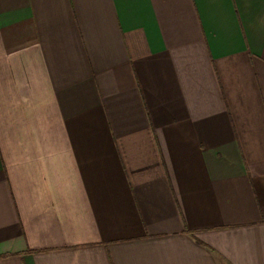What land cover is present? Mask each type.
Masks as SVG:
<instances>
[{"label":"crops","instance_id":"obj_1","mask_svg":"<svg viewBox=\"0 0 264 264\" xmlns=\"http://www.w3.org/2000/svg\"><path fill=\"white\" fill-rule=\"evenodd\" d=\"M0 264H264V0H0Z\"/></svg>","mask_w":264,"mask_h":264}]
</instances>
